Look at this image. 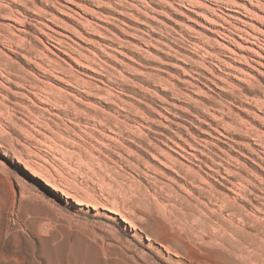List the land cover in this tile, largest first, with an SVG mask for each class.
<instances>
[{"label":"rangeland","instance_id":"obj_1","mask_svg":"<svg viewBox=\"0 0 264 264\" xmlns=\"http://www.w3.org/2000/svg\"><path fill=\"white\" fill-rule=\"evenodd\" d=\"M0 264H264V0H0Z\"/></svg>","mask_w":264,"mask_h":264},{"label":"bare ground","instance_id":"obj_2","mask_svg":"<svg viewBox=\"0 0 264 264\" xmlns=\"http://www.w3.org/2000/svg\"><path fill=\"white\" fill-rule=\"evenodd\" d=\"M165 165V164H164ZM239 177H237V179H238ZM239 180V182L240 183H246V181H248V180H245L244 178H239L238 179ZM45 181V180H44ZM45 183H47V184H49L47 181H45ZM242 183V184H243ZM248 183V182H247ZM236 184H238V183H236ZM241 187H242V185L241 184H239ZM244 187V186H243ZM211 195H213V194H211ZM210 198V197H209ZM225 206V205H224ZM229 208V206H227L226 205V208ZM239 213V211L236 209V208H231V206H230V214H231V216H233V215H237ZM239 215V214H238ZM240 215H241V212H240ZM234 229V228H233ZM236 231V230H235ZM234 234H235V236H236V243L234 244L235 245V247L237 248V249H239L240 251L242 250L243 251V249L246 247V245L247 244H251V246L250 247H252V245H253V247L255 246L256 247V245H254V244H257V243H255V241H253L252 239H250V238H248L249 237V234L248 233H243V234H238V233H236V232H234ZM235 239V238H234ZM259 244V243H258ZM259 245H261V244H259ZM254 247V248H255ZM247 248V247H246ZM258 248H262V247H257L256 249L258 250ZM263 253V252H262ZM257 255V254H256ZM260 255V254H259ZM255 257H257V256H255ZM259 257V256H258ZM258 259V258H257ZM255 260V259H254Z\"/></svg>","mask_w":264,"mask_h":264}]
</instances>
